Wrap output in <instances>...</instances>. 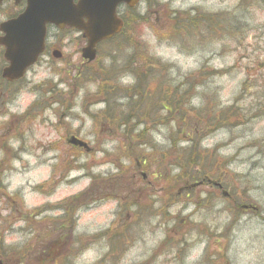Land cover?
Here are the masks:
<instances>
[{"label":"rangeland","instance_id":"rangeland-1","mask_svg":"<svg viewBox=\"0 0 264 264\" xmlns=\"http://www.w3.org/2000/svg\"><path fill=\"white\" fill-rule=\"evenodd\" d=\"M145 8L149 23L136 27V34L141 40L144 37L143 43L163 64L174 67L171 78L176 83L201 70L205 71V75L208 72L229 71L224 76L210 77L209 74L204 77L203 90H209L211 96L218 92L222 104L229 106L247 82L249 89L244 92L242 100L245 113L264 114V0H147ZM167 11L171 15L173 11H178L190 15L219 16L226 21L211 32L213 44L211 37L204 38V41L198 38L189 41L192 47H187L185 43L183 50L181 43L161 40L157 36V29L163 36L167 34V27L162 23V16ZM222 25H228L227 30ZM230 26L234 36H230ZM79 38L78 33L65 31V74L71 71V76L76 75L82 63L80 52L84 45ZM123 46L122 39L102 46L98 64L110 66L118 59L117 66H122L123 60L132 54ZM246 67L251 70L247 71ZM45 77L46 73L42 71L39 80ZM132 81L131 78L124 80L126 83ZM29 89L30 86L22 90L14 100H10L9 94L0 93V141L5 143L0 145V184L5 188L0 190V231L6 229L4 237L2 233L0 247L7 252L20 253L22 248L32 247L26 264H56L57 259L53 260V257L61 254L63 237L65 249L71 237L80 238L82 245L76 251L80 255L71 261L72 264H100L110 244L103 239L92 244L90 238L110 228L117 229L120 203L108 201L83 208L74 215L76 228L66 232L62 217L67 216L68 209H65L64 203L86 191L94 177L106 178L118 174L119 159L123 154L121 149L126 144V138H107L103 146L94 147L100 129L82 114V109L88 107L81 106L87 94L95 93V87L91 86L84 90L78 86L73 90L78 108L72 118L66 120L65 116V125H68L65 129L68 127L71 134L82 136L92 150L75 165L70 163L72 159L66 152L67 144L52 152L36 147L39 142L33 137L39 135V126L37 132L25 141L11 138L17 134L9 122L13 119L11 116L21 115L36 100L34 90ZM194 103L199 106L200 99H195ZM79 118L85 122V127ZM21 127L25 129L23 124ZM150 140L161 148L168 147V130L165 127L157 129ZM202 145L203 149L216 150L229 161V174L225 173L224 182L228 186L227 192L235 197L229 201L221 191L203 185L194 191L189 200L179 198L169 213V221L161 215L136 225L138 228L131 231L127 241L130 245L118 264H203L207 253L209 259L204 264H264V116L252 117L249 123L235 129L220 130ZM146 181L151 187L147 191L153 190V195L160 197L163 188L158 179L149 175ZM208 194L212 196L208 197ZM234 202L241 206L252 205L257 211L236 210ZM38 210L42 213L39 214ZM155 210L159 209L156 207ZM177 217L184 219L180 221L185 226L182 233L190 230L187 245L159 249L169 237ZM173 235L177 236L176 233ZM178 236L176 242L180 239ZM50 242L53 244L48 245ZM67 251L75 254V249L67 248ZM183 253L186 258L177 260ZM105 264H117V261H106Z\"/></svg>","mask_w":264,"mask_h":264},{"label":"trees","instance_id":"trees-1","mask_svg":"<svg viewBox=\"0 0 264 264\" xmlns=\"http://www.w3.org/2000/svg\"><path fill=\"white\" fill-rule=\"evenodd\" d=\"M139 17L133 14L132 19H127L123 32L115 39H124L122 48L132 52L128 59L123 60L122 66H117L118 59H115L110 66L98 65L92 71L85 67L79 75L80 78H86V82L89 80L98 83L96 95L107 102L108 111L100 116L101 119L95 120L98 127L103 124L114 134L127 136L126 144L121 149L123 154L119 159L121 164L118 166V174L106 178L94 177L86 191L64 203L65 209H68L67 216L63 219L65 232L76 228L74 215L81 209L100 202L120 203L117 229L110 228L90 238L92 244L101 239L107 240L110 244V249L100 264H105L106 261L120 263L130 245L127 241L130 233L132 235L131 231L138 228L136 225L144 223L146 219L158 217L159 214L168 220L169 213L178 203V199L184 197L189 200L197 189L194 187L197 184L208 185L210 180L214 181L221 187L214 188L216 191L228 193L229 201L234 198V194L227 192L228 186L224 182L225 173L229 174V161L216 150L203 149L202 143L220 130L244 126L252 117L257 116L246 114L242 107L244 92L249 89L247 82L229 106L222 104L218 92L211 96L209 90H203L204 77L207 78L209 74L210 77L224 76L229 71H214L205 75V71L201 70L198 74L186 76L181 82L176 83L171 78L174 67L163 64L143 40L138 38L135 28L144 24L143 18ZM163 17L167 34L163 36L157 29V36L161 40L181 43L183 50L186 48L185 43L187 47H192L189 41L198 38L206 40L211 37L210 41L213 44L211 32H215V28L226 21L225 18L221 20L219 16L201 13L190 15L178 11H173L172 15L167 11ZM222 28L227 30L228 25H222ZM230 36H234L231 26ZM248 37L249 34L246 38ZM246 70L250 71L251 68ZM123 77L131 78L133 83L123 86L121 84ZM197 98L200 99L199 106L194 103ZM130 124L131 130L121 129L122 126L126 129ZM163 127L168 130L169 145L166 148H161L150 140L152 134ZM66 152L72 159L70 163L74 165L82 156L80 149L70 147ZM139 170H146L148 175L158 179L163 188L160 198L147 191L150 187L143 181ZM0 190H5L1 184ZM209 196L212 195L208 194ZM198 199L202 201L200 196ZM235 203L236 210L244 206H251L256 210L252 205L241 206ZM156 207L159 210H155ZM181 220L184 221L180 217L176 218L165 244L171 242L176 247L182 244V237L184 242L186 241L182 233L185 226L180 224ZM172 233H176L177 236L179 233L180 241L174 242L177 236ZM49 235L52 236L51 233ZM79 245H82L80 238L69 239L66 249H75L76 255L71 251L65 252V264H72L71 261L80 255L76 252ZM1 253L5 255L4 252ZM208 257L207 253L203 258V264L208 261ZM27 258L17 251L11 254L8 252L6 256L9 264H26Z\"/></svg>","mask_w":264,"mask_h":264},{"label":"flooded vegetation","instance_id":"flooded-vegetation-1","mask_svg":"<svg viewBox=\"0 0 264 264\" xmlns=\"http://www.w3.org/2000/svg\"><path fill=\"white\" fill-rule=\"evenodd\" d=\"M78 2L79 0H75V4ZM27 5L28 0H0V38L5 35V32L1 30V24L19 18L26 11ZM117 14L124 22L131 17L132 10L126 5H121ZM65 31L70 33L77 32L74 28L65 29L64 27L60 29L54 25L47 26L43 52L39 55L36 64L26 69L23 76L19 79L9 80L4 77V71L10 64L5 58L6 49L0 45V93L9 94L10 100H14L22 90H26L30 86L31 89L29 90H34L36 99L24 113L11 116L13 119L9 122L16 133L22 130L25 131L24 134L29 135L28 137L23 136L21 139L23 141L26 138H30L33 132H37L36 128L39 126L41 128V131L37 132L39 135L33 137L38 139L39 143L36 147L39 148L65 146V141L68 143L67 138L71 136L70 129L68 127L65 129L68 126L67 124L65 125V116L66 120L70 117L72 118L73 112L78 108L73 90L77 89L78 86L84 90L87 85L95 87V90L99 88L98 83L89 82V80L86 82L83 77L80 78L79 74L82 70L85 67L89 68L90 64H92L83 59H81L82 63L77 68L80 71L75 76H71V71L65 74ZM80 42L85 46L86 41L80 40ZM103 43L97 47V53H99V48H101ZM84 46L81 48L80 53H82ZM42 71L46 73V77L39 80ZM93 98L91 94H87L81 105L88 107L82 109V114L88 117L92 123L108 111L105 100ZM52 116H54L53 119H51ZM79 120L82 122V126L85 127V122L80 118ZM21 124L24 125L25 129H22ZM136 125L141 126L140 124ZM131 128L130 124L125 130H131ZM65 130H67L66 139ZM104 131L107 132L108 130L104 129ZM76 136L85 140L80 135ZM107 138H112V133H105L101 137L98 136L94 147L103 146L107 142ZM0 144H3V142L0 141ZM61 254L65 255V237L62 239Z\"/></svg>","mask_w":264,"mask_h":264},{"label":"water","instance_id":"water-1","mask_svg":"<svg viewBox=\"0 0 264 264\" xmlns=\"http://www.w3.org/2000/svg\"><path fill=\"white\" fill-rule=\"evenodd\" d=\"M138 0H28V9L19 19L1 25L6 33L0 44L7 49L6 59L10 67L4 77L17 79L26 68L33 65L44 49L46 26L54 24L60 28L72 26L84 32L88 45L83 50V58L93 61L96 58V45L111 39L122 29V22L115 16L116 8L122 3L131 7ZM84 19L87 21L85 22ZM73 145L87 148L75 138ZM0 264H3L0 261Z\"/></svg>","mask_w":264,"mask_h":264},{"label":"bare ground","instance_id":"bare-ground-1","mask_svg":"<svg viewBox=\"0 0 264 264\" xmlns=\"http://www.w3.org/2000/svg\"><path fill=\"white\" fill-rule=\"evenodd\" d=\"M246 69H247V67H246ZM121 129H124V127L122 126V128Z\"/></svg>","mask_w":264,"mask_h":264}]
</instances>
